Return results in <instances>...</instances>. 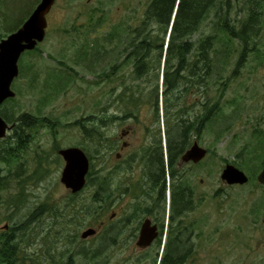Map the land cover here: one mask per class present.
I'll list each match as a JSON object with an SVG mask.
<instances>
[{"label": "rangeland", "instance_id": "374dc122", "mask_svg": "<svg viewBox=\"0 0 264 264\" xmlns=\"http://www.w3.org/2000/svg\"><path fill=\"white\" fill-rule=\"evenodd\" d=\"M40 1L0 0V35L17 30ZM149 1L57 0L48 16L46 38L35 53L36 63L32 56L21 59L25 67L14 84L17 95L3 111L13 119L19 113L44 118L45 128L40 129L35 147L25 157L12 166L0 162V180L6 186L0 187V227L22 226L18 228L19 250L25 264H51L54 256L76 254L79 247L114 246L113 239L105 238V234L81 237L106 217L99 210L95 218H90L91 213L83 210L91 204L98 210L99 204L91 200L95 190L92 185L73 199L71 207L67 206V193L60 181L65 161L58 150H88L94 156L91 163L96 171L99 146L86 136L79 123L97 114L101 75L104 87H118L121 76L133 74L131 64L123 67V59L128 41L135 36L131 29L140 23ZM258 8L262 9L259 31L247 48L255 49L247 52L240 67L236 64L244 47L238 40L232 42L229 71L236 76L231 79L222 114L208 123L200 140L208 155L201 164L184 169L195 199L207 209L215 205L217 264H264V186L257 180L264 167V0ZM201 35L203 31L195 39ZM29 65L34 66L35 73L26 69ZM152 76L151 81L139 79L138 83L151 87L155 83V74ZM159 82L163 90L162 74ZM160 105L163 112L164 105ZM158 122L153 129L159 135ZM84 124L88 126L87 121ZM162 139L166 150L163 134ZM227 164L246 172L249 183L224 182L221 174ZM21 191V203L10 205L8 201L21 196ZM122 206V202L112 206L107 219L112 211L120 212ZM55 210L66 217L62 221L51 218L50 211Z\"/></svg>", "mask_w": 264, "mask_h": 264}, {"label": "flooded vegetation", "instance_id": "af4514ba", "mask_svg": "<svg viewBox=\"0 0 264 264\" xmlns=\"http://www.w3.org/2000/svg\"><path fill=\"white\" fill-rule=\"evenodd\" d=\"M17 30H9L8 34L0 35V41ZM42 42L35 49L23 52L19 58V75L12 83V90L16 95L14 84L25 67L24 64L21 65V59L24 55L32 56L36 63L35 53ZM26 69L32 74L35 73L34 66H26ZM104 83V75H101L97 111L99 166L96 168V179L100 200L98 204L106 218L98 222L94 235L105 234V238L113 239L114 246L79 247L76 254L69 252L54 256L51 264H81L80 260H89L85 264H217L215 205L210 209L202 207L199 199H195L184 175L186 166H197L203 160L199 163H185L182 160L196 141L203 146L200 140L208 126L205 123L203 129L200 127V111L206 104V97L202 94L205 88L180 86L168 89L175 94L167 95L162 100L164 108L159 123L161 134L158 135L157 129H153V124L157 121L155 112L154 117L152 115L156 98L152 95L156 90L154 87L137 86L135 78L128 89L120 86L104 87ZM125 91L128 92L124 93ZM16 95L0 105V116L8 124L6 136L0 138V155L8 147L16 146L19 158H23L35 147L40 129L45 126L44 122L35 119V115H32L34 119L31 121L23 118L25 113H19L20 119L16 121L4 116V106L12 102ZM211 95L210 109L214 110V91ZM176 100L178 105L175 111L179 121L174 120V109L169 111L168 106L169 101ZM180 122L187 127V141L182 151L171 152L168 150L169 125L174 127ZM162 134L166 150L163 149ZM61 149L58 150L59 155ZM136 164L139 166L136 167ZM36 172L37 170L34 173ZM62 185L67 193L68 207H71L73 199L77 200L86 188L85 186L74 193L63 183ZM183 188L188 196L186 201L176 198ZM120 202L123 203L122 210L112 211L107 219L110 208ZM55 211L50 213L51 218L54 217L56 221H62L66 217L61 211ZM262 221L264 224V218ZM4 227H0V233L8 230L10 225L8 224V229ZM144 229L150 241H141Z\"/></svg>", "mask_w": 264, "mask_h": 264}, {"label": "trees", "instance_id": "16d2710c", "mask_svg": "<svg viewBox=\"0 0 264 264\" xmlns=\"http://www.w3.org/2000/svg\"><path fill=\"white\" fill-rule=\"evenodd\" d=\"M263 0H150L145 9L140 23L131 29L132 37L126 48V57L123 59V67L132 65L133 74L129 77L121 76L120 87L130 88L133 79L138 83L139 79L151 81L149 77L155 74L153 92L155 117L160 123V97L166 99L167 95L175 94L168 91L170 88L180 86H199L205 88L202 92L206 98V104L200 111V127L203 129L205 123L218 118L227 102V91L232 77L229 71V63L233 54L232 42L240 41L243 51L237 61L240 67L246 61L247 52L254 51L255 46L248 50L251 42L259 31V18L262 9L258 8ZM237 13V16H234ZM122 31L120 29L118 34ZM203 31V35L197 39L195 37ZM250 49V48H249ZM132 58H134L133 61ZM162 74V89H160V77ZM153 78V76H152ZM130 79V82L128 80ZM215 88V108L210 109L211 89ZM128 92V91H127ZM126 91L124 93H127ZM176 105L178 101H169V111L174 109V120L179 121L176 115ZM4 116L13 121L20 119L11 118L7 112ZM24 119L33 120L34 117L25 113ZM44 122V118H38ZM88 122V126L84 124ZM86 136L98 145L97 114L89 116L87 120L79 123ZM168 150L180 152L184 149L186 138V125L182 122L174 127L169 125ZM160 134V133H159ZM160 145L161 139H160ZM7 148L6 152L0 155V162L12 166L18 162L19 155L17 147ZM164 149V147H163ZM84 150V149H83ZM85 151V150H84ZM90 160L94 156L86 150ZM98 152V149H96ZM97 157V156H95ZM92 162V161H91ZM156 164H154L155 166ZM176 167V166H175ZM88 174L87 185L94 187L91 200L97 205L99 203V192L97 188V172L92 169ZM2 186V187H1ZM0 187L5 188V182L0 180ZM187 192L181 189L176 198L181 201L187 200ZM94 195V196H93ZM21 196L9 200L10 205H19ZM96 198V199H95ZM101 206H97V211L92 204L84 207L90 218H95ZM81 211V210H80ZM78 211L79 213H81ZM102 212V211H101ZM18 228L22 226H10L8 230L0 233V264H25L20 258L19 233Z\"/></svg>", "mask_w": 264, "mask_h": 264}, {"label": "water", "instance_id": "95a60500", "mask_svg": "<svg viewBox=\"0 0 264 264\" xmlns=\"http://www.w3.org/2000/svg\"><path fill=\"white\" fill-rule=\"evenodd\" d=\"M57 0H41L26 22L15 32L0 41V105L16 93L12 90V83L19 75L18 61L26 50H33L38 43L44 41L48 27L47 16ZM8 124L0 116V138L6 136ZM60 155L65 160V167L61 181L74 193L81 191L87 183V175L91 169V161L86 152L80 147L61 149ZM208 154L207 148L196 141L184 154L182 160L185 163L193 161L199 163ZM221 179L229 185H245L249 182V176L234 164H227ZM257 180L264 185V168L259 172ZM8 229V225L4 227ZM96 233V229L85 230L81 237L88 238ZM144 229L141 241H150ZM147 243V242H146Z\"/></svg>", "mask_w": 264, "mask_h": 264}, {"label": "bare ground", "instance_id": "6f19581e", "mask_svg": "<svg viewBox=\"0 0 264 264\" xmlns=\"http://www.w3.org/2000/svg\"><path fill=\"white\" fill-rule=\"evenodd\" d=\"M133 89V88H132ZM162 125V124H161ZM107 192V191H106ZM111 194V193H110ZM96 199V198H95ZM76 223V222H75ZM72 224V223H71ZM67 235H69V234H67Z\"/></svg>", "mask_w": 264, "mask_h": 264}]
</instances>
